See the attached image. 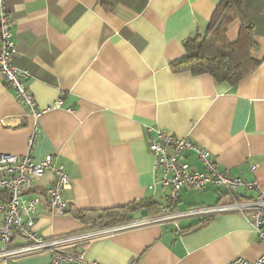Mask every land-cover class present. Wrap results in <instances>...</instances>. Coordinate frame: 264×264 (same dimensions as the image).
<instances>
[{
  "label": "crops",
  "instance_id": "crops-1",
  "mask_svg": "<svg viewBox=\"0 0 264 264\" xmlns=\"http://www.w3.org/2000/svg\"><path fill=\"white\" fill-rule=\"evenodd\" d=\"M219 2L7 0L13 62L28 71L39 113H28L0 78V155L26 154L34 133L32 158L51 155L70 177L65 214L48 206L44 191L51 173L26 193L41 199L34 215L40 236L104 228L92 215L77 219L78 211L133 205L130 223L156 217L164 207L181 211L230 200L221 188H184L171 206L163 170L154 167L147 148L157 131L190 139L219 171L264 187V0H244L258 64L236 84L170 69L185 55L184 42L206 33ZM239 32L235 20L228 39L235 41ZM179 160L203 171L192 150ZM235 194L248 199L256 191L239 187ZM84 252L86 264H228L256 260L264 242L241 214L227 213L122 228L90 240ZM49 261L42 252L13 264Z\"/></svg>",
  "mask_w": 264,
  "mask_h": 264
},
{
  "label": "built area",
  "instance_id": "built-area-1",
  "mask_svg": "<svg viewBox=\"0 0 264 264\" xmlns=\"http://www.w3.org/2000/svg\"><path fill=\"white\" fill-rule=\"evenodd\" d=\"M12 20L7 0H0V78L8 85L18 101L28 113L37 116L39 110L29 89V73L14 65L16 46L12 40ZM60 100H58L59 104ZM34 133L28 139L26 154L21 156L0 155V264H13L19 257L47 252L50 254L48 264H86L84 246L92 239L122 228L144 225L147 223L177 222L181 219H207L220 214L239 213L264 242V187L250 183L240 177L230 175L228 171H219L208 153L197 147L188 138H178L164 131H157L156 136L149 137L148 151L154 156V167L163 170L161 184L168 189L171 206L175 205L184 188L196 192L208 186L223 189L230 200L212 205L191 207L185 210H173L164 207L160 215L103 229L82 231L52 238H43L35 230V212L40 203V196L26 198L34 182L47 172L52 180L45 189L51 213L65 214L69 204L63 198V191L70 186V177L61 165L53 162L47 155L35 161L31 155ZM186 150H192L203 165V171L191 168L188 163L180 161L179 156ZM255 169V167H253ZM255 190V196L244 199L236 196L237 188ZM79 247V249H77ZM228 264H264V252L254 261L237 258Z\"/></svg>",
  "mask_w": 264,
  "mask_h": 264
},
{
  "label": "trees",
  "instance_id": "trees-1",
  "mask_svg": "<svg viewBox=\"0 0 264 264\" xmlns=\"http://www.w3.org/2000/svg\"><path fill=\"white\" fill-rule=\"evenodd\" d=\"M244 0H220L210 18L204 35H194L184 42L185 55L170 63L174 72L210 74L217 82L232 85L254 70L258 64L253 55L257 45L253 40V26L243 10ZM235 20L240 32L235 41L227 37L228 26ZM133 205L100 211H78L74 216L83 220L92 215L101 227L120 225L129 221Z\"/></svg>",
  "mask_w": 264,
  "mask_h": 264
}]
</instances>
